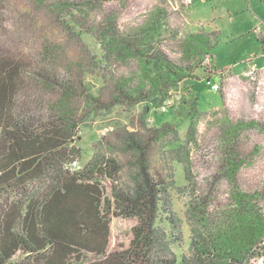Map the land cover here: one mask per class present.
Wrapping results in <instances>:
<instances>
[{
	"label": "rangeland",
	"instance_id": "obj_1",
	"mask_svg": "<svg viewBox=\"0 0 264 264\" xmlns=\"http://www.w3.org/2000/svg\"><path fill=\"white\" fill-rule=\"evenodd\" d=\"M156 23L160 34L144 37ZM199 36L209 40L207 52L187 55L190 46H201ZM120 38H140L172 66L187 69L180 83L190 89L185 101L195 104L190 116L153 104L146 110V100L136 97L113 99L112 84L124 80L128 90L149 92L140 64L112 44ZM0 53L21 62L23 72L47 73L72 93L65 99L62 89L21 75L38 95L41 114L76 117L77 169L97 154L114 156L122 165L120 183L129 187L134 170L121 138L169 132L149 142L147 157L155 173L174 184L172 210L183 231L173 246L177 257L190 255L198 236L216 237L230 228L246 203L264 219V0H0ZM205 79L220 83L219 91L205 86ZM250 122L257 127L245 126L229 153L240 162L231 173L222 137L229 126ZM134 224L112 220L110 250L127 246ZM257 252L252 264H264V241Z\"/></svg>",
	"mask_w": 264,
	"mask_h": 264
},
{
	"label": "trees",
	"instance_id": "obj_2",
	"mask_svg": "<svg viewBox=\"0 0 264 264\" xmlns=\"http://www.w3.org/2000/svg\"><path fill=\"white\" fill-rule=\"evenodd\" d=\"M160 30V23H156L144 37H156ZM202 37H196L201 46H190L187 55L191 51L207 52L209 40ZM135 40L127 43L120 38L112 44L129 57L126 60L135 59L140 64L149 92L143 96L146 91L141 87L128 90L130 81L124 80L126 86L112 84L113 99L136 97L146 100V110L153 104L177 117L190 116L188 112L195 104L185 101L183 96L190 89L180 83L187 69L172 66L152 52L154 46H144L140 38ZM22 66L0 53V264H252L264 241V219L247 203L230 228L216 237L198 236L191 243L190 255H175L173 246L182 242L183 231L181 219L172 210L170 188L174 184L156 174L147 157L149 142L158 143L169 133L167 130H148L144 138L133 133L121 138L134 170L129 187L120 183L122 165L114 156L97 154L76 169V117L67 112L41 114L37 94L21 75L40 79L44 87L48 83L62 89L65 99L72 93L47 73L23 72L26 67ZM202 82L207 86L206 79ZM170 99L173 103L167 106ZM245 126L257 127L255 122L231 125L222 137L231 173L240 162L229 153ZM115 218L135 220V224L127 246L110 250ZM163 222L169 226V233ZM91 256L96 260H89Z\"/></svg>",
	"mask_w": 264,
	"mask_h": 264
},
{
	"label": "built area",
	"instance_id": "obj_3",
	"mask_svg": "<svg viewBox=\"0 0 264 264\" xmlns=\"http://www.w3.org/2000/svg\"><path fill=\"white\" fill-rule=\"evenodd\" d=\"M206 85L211 87L212 90L214 91H218L220 89V84L218 82L213 83L211 82L209 79L206 80ZM168 104L172 103V100H168L167 101ZM163 110H165V108H163ZM75 164V163H74ZM75 167V166H74ZM76 168V167H75ZM77 169V168H76Z\"/></svg>",
	"mask_w": 264,
	"mask_h": 264
}]
</instances>
